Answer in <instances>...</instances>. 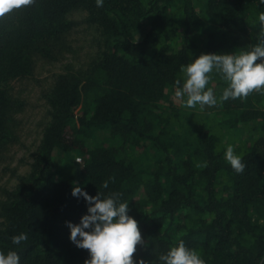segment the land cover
<instances>
[{
    "label": "trees",
    "instance_id": "16d2710c",
    "mask_svg": "<svg viewBox=\"0 0 264 264\" xmlns=\"http://www.w3.org/2000/svg\"><path fill=\"white\" fill-rule=\"evenodd\" d=\"M81 25L99 53L45 96L32 170L0 201V264H264V0H0V165L13 83ZM191 83L214 117L169 100Z\"/></svg>",
    "mask_w": 264,
    "mask_h": 264
},
{
    "label": "rangeland",
    "instance_id": "374dc122",
    "mask_svg": "<svg viewBox=\"0 0 264 264\" xmlns=\"http://www.w3.org/2000/svg\"><path fill=\"white\" fill-rule=\"evenodd\" d=\"M83 17L81 13H74L71 16L77 21H81ZM146 30L147 28L142 30L139 36H143ZM67 40L71 46H68L70 51H66L58 61L36 60L33 76L13 83V94L24 102V109L16 115L17 122L14 125L20 142L10 148L6 160L0 165V201L5 191L17 188L21 178L27 177L32 170L44 129L50 120L45 96L52 90L55 77L69 70V67L84 71L89 63L97 58L98 33L94 28L81 25L68 36ZM186 92L187 96L175 89L168 94L169 100L178 107V111L188 113L198 120L206 118L205 113L214 117L215 114L210 113V110L216 111L213 100L202 96V91L193 83L187 86ZM239 136L241 141L247 142L248 136L245 133ZM83 158L79 154L73 155V159L79 164H83ZM54 159L58 165L65 161V157L61 155H55Z\"/></svg>",
    "mask_w": 264,
    "mask_h": 264
}]
</instances>
